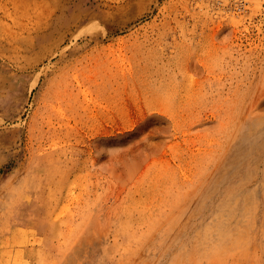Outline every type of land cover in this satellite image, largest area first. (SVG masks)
Here are the masks:
<instances>
[{"label": "rangeland", "instance_id": "1", "mask_svg": "<svg viewBox=\"0 0 264 264\" xmlns=\"http://www.w3.org/2000/svg\"><path fill=\"white\" fill-rule=\"evenodd\" d=\"M0 264H264V0H0Z\"/></svg>", "mask_w": 264, "mask_h": 264}, {"label": "bare ground", "instance_id": "2", "mask_svg": "<svg viewBox=\"0 0 264 264\" xmlns=\"http://www.w3.org/2000/svg\"><path fill=\"white\" fill-rule=\"evenodd\" d=\"M68 8H69V7H68ZM87 13H88V12H87ZM81 17H82V16H81ZM78 19L81 20V18H79V17H73V21H72V22L76 23V21H77V22L79 21ZM71 27H72V26H71ZM69 30H70V29H69ZM69 30H68V31H69ZM61 37H63V38H61V40H60V41L62 42V41H63L62 39H64L65 36L63 35V36H61ZM60 41L56 44V48H57V49H58V47H59V43H60ZM57 49H56V50H57Z\"/></svg>", "mask_w": 264, "mask_h": 264}]
</instances>
